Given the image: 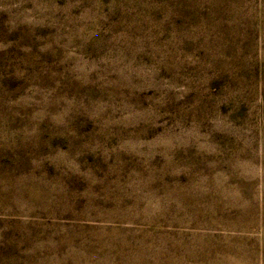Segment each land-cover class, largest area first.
Instances as JSON below:
<instances>
[{
  "label": "rangeland",
  "instance_id": "1",
  "mask_svg": "<svg viewBox=\"0 0 264 264\" xmlns=\"http://www.w3.org/2000/svg\"><path fill=\"white\" fill-rule=\"evenodd\" d=\"M0 264H264V0H0Z\"/></svg>",
  "mask_w": 264,
  "mask_h": 264
}]
</instances>
